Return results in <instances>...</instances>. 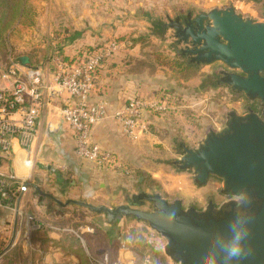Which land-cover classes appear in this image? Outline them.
<instances>
[{
  "label": "rangeland",
  "instance_id": "rangeland-1",
  "mask_svg": "<svg viewBox=\"0 0 264 264\" xmlns=\"http://www.w3.org/2000/svg\"><path fill=\"white\" fill-rule=\"evenodd\" d=\"M91 3L99 9L109 11L111 37L101 44L109 40H116L118 44L123 40L126 47L139 43L140 56L129 57L125 63L129 65L128 69L136 70L138 59H149L151 66L139 65V70L149 74L163 70L166 74L159 76L160 80L156 79L159 83L153 85L151 90L148 89L146 93H130L129 98L168 97L172 108L168 113L151 114L154 119L151 117L149 120L155 128L156 139L136 142L139 150L134 156L131 154V159L118 156L123 166L128 167L132 173L112 169L120 174V180L115 185L97 187V194L81 191L78 197L72 198H85L95 204L115 206L126 203L133 193L144 189L149 193L161 192L166 199L172 201L177 197L182 198L180 188H183L184 180L176 177L183 175V179L193 182L201 194V197L182 198L187 205L202 207L210 199L218 204L224 199L219 192L220 179L212 177L207 184L199 186L189 171L178 170L172 162L180 154V141L189 145L197 144L209 128L216 129L223 125L230 110L243 112L248 108L249 101L244 96L234 94L218 78H213V74L226 68L220 60L196 65L192 70L195 73L192 77L178 75L174 68L180 63H188L180 52V49L186 47L185 43H176L174 29L161 28L163 31L158 34L155 26L168 22L178 14L184 16L191 12L194 16L215 7L229 6L246 17L264 20V0H92ZM146 15L156 20L150 21ZM18 20L4 35L0 34V63L10 50L16 55L23 53L15 50L11 39L17 33ZM28 51L33 54L37 49ZM156 55H161L163 62L168 64H155ZM168 73L171 75H167ZM150 206L148 203L145 209ZM23 210L24 219L18 224L16 236L0 244V264H125L121 255L127 253L123 251L129 253L133 264H174L163 253L164 238L143 221L124 217L117 224L109 225L103 214L76 205L62 207L44 196L31 198ZM21 214L18 217L21 218ZM29 215L56 225L61 230L48 227L30 230ZM56 232L59 236L55 235ZM154 249H159L161 255L154 256Z\"/></svg>",
  "mask_w": 264,
  "mask_h": 264
},
{
  "label": "water",
  "instance_id": "water-1",
  "mask_svg": "<svg viewBox=\"0 0 264 264\" xmlns=\"http://www.w3.org/2000/svg\"><path fill=\"white\" fill-rule=\"evenodd\" d=\"M160 26L174 29L177 44H189L180 49L188 63L222 61L226 68L218 71L221 83L258 107L230 110L223 125L209 128L195 145L178 143L180 154L172 164L189 171L199 186L212 177L220 179L224 199L198 207L143 189L126 203L109 206L85 198L61 199L39 185L35 188L59 206L103 214L109 225L124 217L143 221L164 238L163 253L174 264H264V20L229 6L194 16L178 14ZM235 244L240 245V255L229 257Z\"/></svg>",
  "mask_w": 264,
  "mask_h": 264
},
{
  "label": "crops",
  "instance_id": "crops-1",
  "mask_svg": "<svg viewBox=\"0 0 264 264\" xmlns=\"http://www.w3.org/2000/svg\"><path fill=\"white\" fill-rule=\"evenodd\" d=\"M91 1L26 0V11L16 24L17 33L11 37L15 50L23 52L21 56L35 62L43 71V107L37 121V137L31 148L25 149L17 139H13V157L0 155V173L6 176L10 191L9 198L0 206V244L16 236L28 200L43 197L36 190V185L64 199L78 197L81 191L97 194V187H112L120 180V174L111 168L98 167L77 155L76 132L61 113L63 107L74 104L77 99L67 93L53 92L50 88L54 86L52 57L55 54L64 55L70 63L78 62L89 54V47L93 48L111 37L109 11L97 8ZM120 43L113 58L99 70L96 89L89 96L93 103L107 101L111 109L123 105L130 93L151 90L159 83L156 79L166 75L163 70L149 74L137 68L128 69L129 65L125 63L131 55V58L140 56V44L126 47L123 40ZM34 48L37 51L31 54L28 50ZM151 117L148 115L149 119ZM151 128L154 134L148 135L146 140L157 138L152 123ZM92 139L122 159H131L139 150L136 142L124 135L121 125L111 116L94 125ZM176 178L184 180L183 188L177 187L183 199L201 197L193 182L183 179V175ZM21 185L26 186L23 192L20 191ZM20 213L23 215L21 218L18 217ZM55 235L59 236V233Z\"/></svg>",
  "mask_w": 264,
  "mask_h": 264
},
{
  "label": "built area",
  "instance_id": "built-area-1",
  "mask_svg": "<svg viewBox=\"0 0 264 264\" xmlns=\"http://www.w3.org/2000/svg\"><path fill=\"white\" fill-rule=\"evenodd\" d=\"M119 49L116 40H109L95 48L78 62H68L64 55L57 53L52 57L53 92L67 93L77 99L61 109L64 120L76 132V153L79 157L94 162L98 167L122 170L132 173L124 167L120 158L92 139L94 125L108 117H113L122 127L124 135L133 142L145 139L153 134L148 115L168 113L172 108L168 97L163 99L130 97L127 101L111 109L105 101L90 102L89 96L96 89L99 68ZM0 155L13 157V139H17L25 148L30 149L37 137V121L43 102V71L39 66H26L20 63L11 50L0 63ZM8 181L0 173V206L9 198ZM26 186L21 185L23 192ZM30 230L47 226L61 230L56 225L47 223L29 215ZM121 255L122 262L133 264L127 251ZM121 252V253H123Z\"/></svg>",
  "mask_w": 264,
  "mask_h": 264
},
{
  "label": "trees",
  "instance_id": "trees-1",
  "mask_svg": "<svg viewBox=\"0 0 264 264\" xmlns=\"http://www.w3.org/2000/svg\"><path fill=\"white\" fill-rule=\"evenodd\" d=\"M26 8H27L26 0H0V34L1 35H4L5 32L14 25V23L21 17V15L25 13ZM93 50L94 48H91V47L87 49L89 53H92ZM146 55L144 56L146 57ZM15 57L23 65L36 67L35 62L25 61V59L27 58L26 56L15 54ZM155 58H156L155 64L158 63L159 65H163V63L164 64L166 63V62H163L164 60L161 57V55H156ZM138 63H139L138 66L140 65L141 67L151 66L149 59H145V61H141V59L140 60L138 59ZM138 66L136 67L137 69H139L140 67ZM195 68H196L195 64H191V63L181 64L180 63L176 68H174V70L175 72H178V75L183 74L182 77L189 78L195 75V73L192 72V70H194ZM0 70H1V67H0ZM44 228H47V226H43L40 229H44ZM153 253H154V256L161 255V252L159 251V249H154Z\"/></svg>",
  "mask_w": 264,
  "mask_h": 264
},
{
  "label": "clouds",
  "instance_id": "clouds-1",
  "mask_svg": "<svg viewBox=\"0 0 264 264\" xmlns=\"http://www.w3.org/2000/svg\"><path fill=\"white\" fill-rule=\"evenodd\" d=\"M237 199V202L239 203L240 200L242 199V197L240 195H238L236 197ZM240 252H241V248H240V245L239 244H235L234 246H232L230 249H229V257H237L240 255Z\"/></svg>",
  "mask_w": 264,
  "mask_h": 264
},
{
  "label": "flooded vegetation",
  "instance_id": "flooded-vegetation-1",
  "mask_svg": "<svg viewBox=\"0 0 264 264\" xmlns=\"http://www.w3.org/2000/svg\"><path fill=\"white\" fill-rule=\"evenodd\" d=\"M160 25V24H159ZM156 27V29H157V31H158V34L159 33H161L163 30L161 29V27L160 26H155ZM186 45H189V44H185V46ZM220 77H221V75L220 76H218V74H213V78L214 79H216V78H218V79H220ZM249 106H251V107H253L254 109H258V107H257V105L255 104V103H252V102H247V107H249Z\"/></svg>",
  "mask_w": 264,
  "mask_h": 264
}]
</instances>
